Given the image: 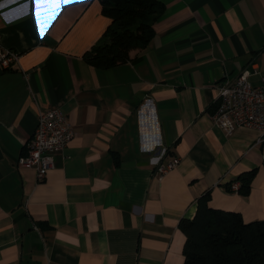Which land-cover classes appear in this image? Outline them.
Listing matches in <instances>:
<instances>
[{"label": "crops", "instance_id": "obj_1", "mask_svg": "<svg viewBox=\"0 0 264 264\" xmlns=\"http://www.w3.org/2000/svg\"><path fill=\"white\" fill-rule=\"evenodd\" d=\"M159 1L149 45L100 68L85 58L112 23L99 0H0L2 45L20 54L0 68V264H184L179 224L207 193L212 208L264 221V139L211 121L218 83L249 70L264 84V0ZM56 106L75 135L39 182L17 161ZM250 171L249 193L233 191Z\"/></svg>", "mask_w": 264, "mask_h": 264}, {"label": "trees", "instance_id": "obj_2", "mask_svg": "<svg viewBox=\"0 0 264 264\" xmlns=\"http://www.w3.org/2000/svg\"><path fill=\"white\" fill-rule=\"evenodd\" d=\"M99 1L112 23L105 42L85 58L100 68L127 63L133 50L149 45L166 7L159 0ZM254 177V171L242 174L239 192L247 195ZM179 227L186 236L184 264H264V221L245 223L240 213L212 208L209 193L197 201L194 218L182 219Z\"/></svg>", "mask_w": 264, "mask_h": 264}, {"label": "built area", "instance_id": "obj_3", "mask_svg": "<svg viewBox=\"0 0 264 264\" xmlns=\"http://www.w3.org/2000/svg\"><path fill=\"white\" fill-rule=\"evenodd\" d=\"M19 64L20 54L3 47L0 33V68L8 71ZM250 75L251 72L245 70L234 81L216 85L218 96L211 121L229 136L239 128H249L257 130L264 139V84L254 87L249 81ZM25 79L28 81V73ZM74 135V129L59 106L40 112L35 133L27 144V153L19 158L18 166L34 168L38 181L44 182L54 168V154L65 149ZM179 164V158L160 162L155 171L163 177ZM240 186L237 181L231 189L239 192Z\"/></svg>", "mask_w": 264, "mask_h": 264}, {"label": "snow or ice", "instance_id": "obj_4", "mask_svg": "<svg viewBox=\"0 0 264 264\" xmlns=\"http://www.w3.org/2000/svg\"><path fill=\"white\" fill-rule=\"evenodd\" d=\"M72 0H34L35 7L37 11H39L41 5H44L45 7H51L53 5L59 4L60 7H63L66 3H70ZM60 8H54L53 9V15L58 13ZM40 17L37 16V20H39Z\"/></svg>", "mask_w": 264, "mask_h": 264}]
</instances>
